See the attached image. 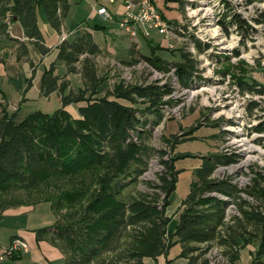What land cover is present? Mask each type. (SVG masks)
Returning a JSON list of instances; mask_svg holds the SVG:
<instances>
[{"label": "trees", "instance_id": "obj_1", "mask_svg": "<svg viewBox=\"0 0 264 264\" xmlns=\"http://www.w3.org/2000/svg\"><path fill=\"white\" fill-rule=\"evenodd\" d=\"M40 7L51 27L60 32L68 0H0V34L16 45V60H28L30 66L28 43L41 54L50 50L37 25ZM260 14L256 21L264 22V10ZM221 21L227 31L228 26L242 35L253 30L239 14L232 13L227 21ZM13 22L19 23L24 39L10 36L8 28ZM158 47L151 46L149 54L138 53V58L137 52L131 50V54L134 60H146L158 70L173 68L177 81L188 86L196 69L190 53L180 48V60L169 61L155 54ZM56 48V58L64 62L67 72L80 73L83 87L69 88L51 64L41 73L39 90L45 96L58 93L60 105L56 109H35L16 121L15 113L2 107L0 209L47 202L55 220L50 226L37 228L36 239L59 248L64 264H143V257L155 259L174 243L181 245L180 256L187 257V264H210L206 253L212 247H220L224 258L213 264H238L240 249L254 242L250 264H264V168L254 171L251 181L239 187L228 177L212 176L218 163H229L233 157L202 155L189 191L177 208L178 222L169 229L165 209L179 172L174 161L190 154H172L180 141L176 138L165 141L170 144L168 149L155 150L145 134L150 133L148 123L162 117L164 98L172 88L156 81L117 82L96 96L104 77L98 74L93 57L99 48L92 34L85 31L70 40L63 38ZM239 80L243 90L264 92L262 87ZM137 102L145 105L138 108L134 106ZM71 103L77 104L78 116L65 109ZM154 154L163 166L157 183H151L154 190L124 194L123 189L138 179ZM232 203L237 213L227 217L226 208ZM18 257L13 253L0 264Z\"/></svg>", "mask_w": 264, "mask_h": 264}, {"label": "rangeland", "instance_id": "obj_2", "mask_svg": "<svg viewBox=\"0 0 264 264\" xmlns=\"http://www.w3.org/2000/svg\"><path fill=\"white\" fill-rule=\"evenodd\" d=\"M173 1L176 2L181 14L179 20H172L173 25L178 27L177 37L169 40L171 47L166 42L162 45L158 43L156 45L159 47L154 51L157 50L169 58H178L179 52L174 51H179L180 48L189 52L196 65L189 85L180 86L181 83L175 79L172 72L151 74L142 64H135L134 57L131 56L133 60L108 59L97 67L98 74L104 77L98 92L105 93L117 82L141 84L145 76L154 79L152 82L156 81L158 84L168 83L172 91L169 97L164 98L166 102L161 107L162 117L158 122L148 123L151 127L150 133L145 134L148 144L155 150L168 149L170 144H165V141L176 138L180 141L175 143L172 154L187 153L194 157L217 153L231 156L234 160L229 163H218L212 176L228 177L237 186L244 187L251 181L254 171H262L264 168V92L243 90L238 84L240 79L256 88H264V22L256 21L257 18H261L260 12L264 10V1L255 0L249 3L247 0ZM232 13L239 14L253 30L243 35L237 32L234 26H228V31L225 30L221 20L227 21ZM8 31L10 36L24 39L18 34L13 23H10ZM152 32L161 35L156 30ZM140 36L137 35L138 38ZM12 46V42L5 40V34H0V48H4V51L0 50V58L6 59L13 50ZM132 47L134 48V45ZM151 49L147 44L143 51L146 50L147 54ZM126 50L124 48L119 51V57H124ZM138 53L134 52L136 58ZM116 62L125 64L128 70L124 71L123 66ZM18 67L16 77L3 84L2 89L5 92L0 91V111L3 107L9 113L14 112L15 119H19L35 109L44 112L56 109L60 103L58 104L55 94L45 97L39 90L34 99L26 100L24 96L25 91L33 86L35 76L43 67L39 64L31 69L28 67L27 76H24L26 65H23L22 69ZM6 69L12 71L8 67ZM58 70L61 74L65 68L63 70L62 67H58ZM14 71L17 72L16 67ZM75 73L71 75V83L74 86L81 83L78 72ZM36 81L38 82V78ZM23 83L24 89L21 88ZM144 105L145 103L141 102L134 103L138 108ZM153 116L150 115L151 119ZM259 127L262 129H258ZM188 131L189 133H186ZM159 158L158 154H154L148 160L144 172L135 182L129 183L123 189V193L135 194L139 190L152 192L154 189L151 183H157L158 173L163 169ZM177 194L178 192L174 197ZM242 196L250 200L245 193H242ZM39 203L45 206L44 210L50 211L53 217L45 226L52 225L55 214L47 202ZM171 205L174 206V203ZM234 213H237L235 205L229 204L226 208L227 217ZM220 250V247H212L206 253L211 260L210 264L224 260L219 254Z\"/></svg>", "mask_w": 264, "mask_h": 264}, {"label": "crops", "instance_id": "obj_3", "mask_svg": "<svg viewBox=\"0 0 264 264\" xmlns=\"http://www.w3.org/2000/svg\"><path fill=\"white\" fill-rule=\"evenodd\" d=\"M68 2V11L63 19L60 32L56 31L47 22L42 8L40 7L37 9V25L43 35L45 45L48 46L50 50L45 54H41L33 44L28 43V59L33 62V66L31 67L28 60H16V45H13V50L9 53V55H7L8 57L6 59H0L1 92L4 91L2 89L3 84L9 83L11 78L16 77V74L19 72L18 66L22 69L23 65H26L24 76H27L29 74V68L31 69L38 64L43 68L40 73L35 76L33 86L25 91L24 96L26 100L34 99L37 96V92H39L38 87L41 73L51 64H54L55 73L57 74L59 73L58 67H62L63 70L65 68V70L61 73L62 75L60 73V75H58L68 80L69 88L76 89L75 87H83L80 73L78 72V77L81 83L76 86L72 85L71 75L76 73L67 72L64 62L56 58V46L61 42L60 35L62 33L65 34L66 39L70 40L85 31L90 32L93 40L99 48V52L93 56L96 67L105 63L108 59H129L132 56L131 50L137 53L139 52L145 54L146 50L143 51V48L147 47V44L149 46H155L158 43L162 45V43L165 42L161 35L152 31L148 37L140 34L141 36L139 38L137 37L136 39H133L127 31L121 28L118 25V21L124 10L123 0H68ZM153 2L161 14L167 19H180L181 14L175 1L153 0ZM99 6L106 7L111 14L110 18H104L96 12L97 7ZM13 26L16 28L18 34L22 36V30L19 23L13 22ZM132 45H134V48ZM124 48L127 49L125 56L119 57L118 52ZM0 50L4 51V48ZM154 52L163 59L169 61L180 60V56L178 58H169L163 55V53H159L157 50ZM174 52L179 51L175 50ZM8 60L9 62H7ZM6 67L10 68L12 71H7ZM14 67H16L17 72L14 71ZM37 78L38 82L36 81ZM24 87L25 83L21 85V88L24 89ZM102 92L97 91L95 95L101 96L104 93ZM53 94L56 95V99L59 104L60 98L55 91L45 97L52 96ZM33 95L34 97H32ZM76 107L77 104L71 103L66 105L65 109H67L73 116H78ZM25 115H22L21 118ZM21 118L15 120L18 121ZM201 156L202 154L194 157H179L174 161V166L179 169V172L177 174L175 189L170 193L169 204L165 209V214L170 217V221L168 223L169 229H173L178 222L179 211H177V208L181 199L189 191L190 183L195 177L194 169L202 163ZM176 192H178V194L174 197ZM172 203H174V206L171 205ZM41 205L42 204L40 203L22 204L0 209V251L7 247L13 238H22L28 243V249L18 253L19 257L13 261H9V264H64V256L59 248L45 239H36L35 230L39 227L48 225L51 222L52 217L51 212L44 210L45 206ZM254 249L255 246L253 244H245L240 249L238 264H250ZM180 251L181 245L179 243H174L168 249L166 254H160L155 259L149 256L143 257V264H187V257L180 256Z\"/></svg>", "mask_w": 264, "mask_h": 264}, {"label": "built area", "instance_id": "obj_4", "mask_svg": "<svg viewBox=\"0 0 264 264\" xmlns=\"http://www.w3.org/2000/svg\"><path fill=\"white\" fill-rule=\"evenodd\" d=\"M123 6L124 10L118 21V25L127 31L133 39H136L138 34L149 36L152 30H156L163 36L166 44L171 47L169 40L177 37L178 27L168 23L167 19L155 6L153 0H123ZM96 12L104 18H110L111 16L105 6L97 7ZM63 38H65V34L62 33L61 39ZM135 62V64H142L146 71L151 74L156 72L159 74L165 72L173 73V68L169 71L158 70L143 59H136ZM116 63L123 66L124 71L128 70V66L125 64H120V62ZM153 80L154 79H149L148 76H145L142 83H149ZM132 137H134V135ZM27 249L28 243L24 239L13 238L8 246L0 251V262L12 253L23 252Z\"/></svg>", "mask_w": 264, "mask_h": 264}, {"label": "bare ground", "instance_id": "obj_5", "mask_svg": "<svg viewBox=\"0 0 264 264\" xmlns=\"http://www.w3.org/2000/svg\"><path fill=\"white\" fill-rule=\"evenodd\" d=\"M191 46V45H190ZM175 77V76H174ZM176 79V78H175ZM175 82V81H174ZM175 84V83H174ZM177 85V84H176ZM180 86H181V84H180ZM185 88V87H184ZM169 104V103H168ZM175 105V104H174ZM172 106V105H171ZM173 107V106H172ZM158 125V124H157ZM134 140L136 139V136L134 135V137H132ZM154 161V160H153ZM155 163V162H154ZM154 165V164H153ZM158 168H159V166H158ZM161 170V169H160ZM158 171V170H157ZM148 174V173H147ZM151 174V173H150ZM153 174V173H152ZM143 176V175H142ZM147 178V177H146ZM218 258V257H217ZM219 259V258H218Z\"/></svg>", "mask_w": 264, "mask_h": 264}]
</instances>
